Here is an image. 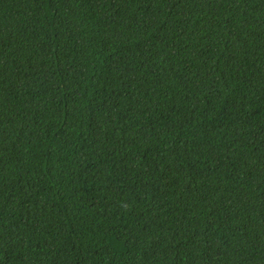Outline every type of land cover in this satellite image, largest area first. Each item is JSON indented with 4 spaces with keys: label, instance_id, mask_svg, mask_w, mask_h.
I'll return each mask as SVG.
<instances>
[{
    "label": "trees",
    "instance_id": "16d2710c",
    "mask_svg": "<svg viewBox=\"0 0 264 264\" xmlns=\"http://www.w3.org/2000/svg\"><path fill=\"white\" fill-rule=\"evenodd\" d=\"M0 264H264V0H0Z\"/></svg>",
    "mask_w": 264,
    "mask_h": 264
}]
</instances>
